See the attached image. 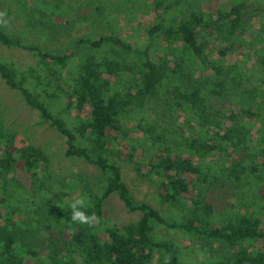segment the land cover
<instances>
[{"label":"trees","instance_id":"16d2710c","mask_svg":"<svg viewBox=\"0 0 264 264\" xmlns=\"http://www.w3.org/2000/svg\"><path fill=\"white\" fill-rule=\"evenodd\" d=\"M22 1L27 24L45 36L85 22L78 1ZM140 3L153 13L144 46L132 44L118 25ZM244 9L243 0L227 8L217 0H118L108 15L95 5L105 29L81 34L64 50L10 33L0 14V45L34 58L19 64L0 55V77L64 138L65 156L98 169L93 178L81 172L56 178L49 154L18 145L0 117V264H192L174 239L159 236L161 228L188 237L199 255L193 264H264V205L229 201L242 176L254 173L255 190L262 188L264 136L252 145L251 127L215 104L234 91L242 116L264 129V77L262 87H246L233 60L248 46L264 66V21L245 39ZM215 42L223 46L213 57ZM174 112L191 132L174 124ZM135 113L142 115L129 126ZM227 143L242 154L223 173L205 161ZM118 160L155 183L169 216L133 196ZM111 194L140 212L138 219L119 224L103 217ZM78 199L91 223L71 221Z\"/></svg>","mask_w":264,"mask_h":264},{"label":"rangeland","instance_id":"374dc122","mask_svg":"<svg viewBox=\"0 0 264 264\" xmlns=\"http://www.w3.org/2000/svg\"><path fill=\"white\" fill-rule=\"evenodd\" d=\"M78 1L83 10V18L85 22L76 23L71 26L64 33L52 37L45 36L38 28L32 27L27 24L25 6L22 0H0V14L4 15L7 21V29L10 33L18 34L21 37L34 41L39 45L45 46L51 50H64L67 49L72 41L81 34H93V30H104L105 26L101 24L98 16L91 10L95 5H101L105 12L110 15L113 13L118 0H72ZM140 1V0H139ZM245 1V9L243 10V19L245 26L243 27V37L248 39L250 31L257 28L264 21V0H243ZM236 0H217V4L222 8H227ZM213 7L215 5H212ZM207 8V5L204 4ZM146 6L140 3L137 8H131L132 17L130 21L126 20L123 14L120 15L122 19L118 22V25L122 28L123 34L128 37L132 44L136 46H144L148 40L144 32V27L147 24L153 22V13L145 11ZM223 44L215 42L210 48V55L216 57V52ZM254 49V48H253ZM248 46H245L241 51L235 54L233 60H237V63L241 66V77L246 81V87H262V78L264 77V66L259 61L258 55L255 51ZM261 51V49H259ZM0 55L11 57L19 64L30 63L34 60L31 54L27 51L18 48H8L0 45ZM210 73V71L208 72ZM236 90V89H235ZM234 91L228 89L223 95V101L215 102L217 107H222L225 110L232 109L237 119H241L244 125L250 128L251 144L254 145L257 140L264 136V129L260 128L259 121H246V116H242L241 106L236 101L237 95H234ZM227 95V96H226ZM177 115L178 120L174 124L178 127H182L186 132H191L192 129L186 130L183 123V115L179 112H174ZM141 113H135L128 120L129 126H133L141 117ZM0 117L3 121L5 128L16 132V142L18 145L31 143L33 145L42 147L50 156L51 170L56 178L63 179L70 176L74 172H81L83 175L89 178L98 176V169L92 164H89L85 160L77 157H67L64 154V138L57 132L54 127L49 126L46 123L39 121V117L35 110L31 109L24 101L21 94L7 86L4 80L0 77ZM171 122H173L171 120ZM180 123V124H179ZM231 123V122H229ZM233 124V123H232ZM218 141V137H216ZM216 141V142H217ZM223 143V142H222ZM222 149L216 150L212 155L206 159V163L213 169L218 166L219 171L223 173L227 171L229 165H231L237 157L242 154L234 152L230 143L221 144ZM264 147V143H262ZM120 166L121 175L123 180L128 185L133 196L137 200H144L150 203L153 207L169 216L170 206L160 200L157 195L156 185L153 181L142 178L137 175L134 169V165L130 162L118 160ZM222 167V168H221ZM221 168V169H220ZM259 173L255 171V174ZM223 180L226 181V179ZM264 180V179H263ZM255 181V175L250 174L242 176L240 182V188L232 189V194L229 197L230 203L235 205L244 206L241 202L246 200H253V208H258L264 205V199H261L260 195H264V181L261 183V189H256L253 185ZM234 186V185H233ZM225 191H223V195ZM236 194L239 195L237 200ZM235 195V196H234ZM140 216V212H129L123 201H121L117 195L111 194L107 197L103 204V217L111 219L119 224L135 221ZM159 236H169L175 240L176 246L183 258L190 263H194L197 260V253L194 252L188 237L180 230H166L160 229Z\"/></svg>","mask_w":264,"mask_h":264},{"label":"clouds","instance_id":"9594fccd","mask_svg":"<svg viewBox=\"0 0 264 264\" xmlns=\"http://www.w3.org/2000/svg\"><path fill=\"white\" fill-rule=\"evenodd\" d=\"M85 205V201L83 199L76 200L71 205V221L80 222V223H91V218L86 216L83 211L80 210Z\"/></svg>","mask_w":264,"mask_h":264}]
</instances>
